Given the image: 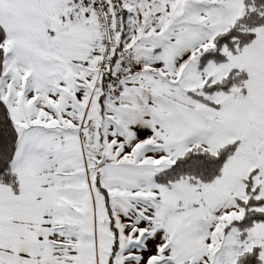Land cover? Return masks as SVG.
Instances as JSON below:
<instances>
[{
	"label": "snow or ice",
	"instance_id": "6c2138e0",
	"mask_svg": "<svg viewBox=\"0 0 264 264\" xmlns=\"http://www.w3.org/2000/svg\"><path fill=\"white\" fill-rule=\"evenodd\" d=\"M0 264H264V0H0Z\"/></svg>",
	"mask_w": 264,
	"mask_h": 264
}]
</instances>
